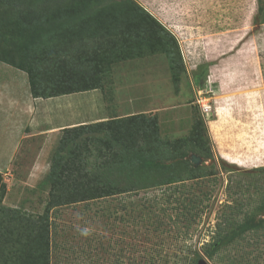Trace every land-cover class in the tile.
<instances>
[{
    "label": "rangeland",
    "instance_id": "374dc122",
    "mask_svg": "<svg viewBox=\"0 0 264 264\" xmlns=\"http://www.w3.org/2000/svg\"><path fill=\"white\" fill-rule=\"evenodd\" d=\"M41 3L46 12L40 17L50 25L27 31L10 22L14 4L0 3V48L27 53L32 34L40 33L47 45L51 34L72 38L75 29L65 52L76 58L77 68L84 69L87 53L95 57L106 50L107 61L88 73L95 90L48 99L34 98L27 74L0 62V264L15 254L31 256L25 251L29 238H38L43 225L49 229L43 238H49L50 264H264L263 239L239 232L245 221L264 225V0ZM103 17L108 25L99 23ZM113 24L119 29L113 28L108 45L101 35ZM172 40V52L183 62L177 81L165 54L146 48L138 54L145 42ZM31 64L44 86L55 77L54 63ZM203 104L209 111L201 112ZM140 114L157 117L158 134L125 136L121 143L114 135L103 145V134L89 133L79 143L87 149L74 147L83 170L78 175H98L106 193L107 181L115 178L118 191L130 181L137 182L136 191L87 201L52 188L48 178L65 129ZM200 120L215 162L197 155L202 162L195 166L190 150L169 143L190 136ZM59 126L45 140L35 134L26 139L13 158L25 130ZM120 158L127 164L120 165ZM11 163L13 172L6 170ZM158 167L183 182L140 188L162 178ZM55 200L63 204L56 208ZM3 207L14 216L3 219ZM228 218L234 224L227 243L209 261L204 249L217 241L218 225L225 228Z\"/></svg>",
    "mask_w": 264,
    "mask_h": 264
},
{
    "label": "trees",
    "instance_id": "16d2710c",
    "mask_svg": "<svg viewBox=\"0 0 264 264\" xmlns=\"http://www.w3.org/2000/svg\"><path fill=\"white\" fill-rule=\"evenodd\" d=\"M48 0H0V3H13L15 12L14 20H10V22L14 23V28L21 29L22 31L31 30L33 27H46V18L43 17L41 19V15L46 12V9L42 5L41 2H46ZM106 19L103 17L99 19V23H105ZM114 25V26H113ZM110 25L108 34L101 35L102 37L107 35V41L105 42L108 45H111L113 40H108V38L113 34L114 29L116 32L119 27L116 24ZM159 28L164 32L166 31L164 27L160 26ZM8 26H6L7 28ZM31 27V28H30ZM114 28V29H113ZM165 33V32H164ZM40 33L32 34L30 37H27L26 40L29 44L31 50L27 53H20V51L16 48V52L10 50L9 48H0V62L5 63L9 66H12L16 69L21 70L26 73L29 80L31 95L34 98H49L53 96H57L60 94H72L74 92H87L91 90H95V85L90 81V76L88 73L94 74L97 73L99 66L101 63H105L107 61V57L105 56L106 50H104L103 54H98L93 57L90 53H87L84 58H82V66L84 69L80 70L77 68L76 58L68 56L67 46H69L70 42H74L75 39V29L73 31L72 38L71 36L62 33L59 36L50 35V37L45 38L47 45L42 43V39H38ZM67 39V40H65ZM83 40V39H82ZM66 41V42H63ZM68 41V42H67ZM172 45H168L164 42H159V44H150L145 42L144 46L138 51L139 55H144L145 48L149 50H156L166 55L169 68L173 72L174 79L177 81L179 73L182 69L183 62L181 58L175 57L172 52L173 45L176 46L175 41H171ZM39 44V45H36ZM113 45V44H112ZM134 47V46H133ZM105 48L109 50V47L105 45ZM64 57V60H61ZM81 57V56H80ZM51 62L54 63L52 65V69L50 74L55 77L49 76V82L47 84H42V81L39 80V69L32 65L31 62ZM86 75V76H85ZM197 86H200L199 82H196ZM158 122L157 117H147L144 114H140L137 116H131L129 118H117V119H106L105 121H101L97 124L92 125H82L79 127L65 129V136L59 144L56 155L54 156V164L51 167V172L49 174L48 182L52 185V188L56 189V192L64 191L66 195L72 196L74 198L81 200H99L105 199L111 196L116 195L117 193H131L136 191L138 186L136 181H130L128 184L123 186L122 190H117L119 180L117 178L107 181V184L110 191L103 192L105 187L100 184L99 176H94L95 179H90V177L78 175L81 171L79 164L76 162L80 160V155L77 150H74V147L81 149L85 147L87 149V144H79L81 142V138L89 133H98L103 134L104 139L102 140V144L106 141V138H112L116 135L118 142H122L125 136L130 135H138L143 134L146 137L151 135L150 133L158 134ZM207 130L202 122L196 121L194 124L193 131L190 136L183 137L177 140H173L169 144L173 146L183 147L186 150H190L193 154L199 155L205 160H212L215 162L213 152L210 147L209 138L206 134ZM150 139V137H148ZM158 138V137H157ZM87 140V139H86ZM71 146V147H70ZM73 146V147H72ZM125 147V146H124ZM126 148V147H125ZM129 150V149H128ZM120 165H126L125 161L120 158ZM212 162V163H213ZM125 163V164H124ZM154 160H151L149 164L154 165ZM106 166V165H105ZM215 165L212 164V167ZM162 172V178L160 180H156L151 185H142L140 188H146L148 186H157V185H172L174 183H182L183 177H178L171 173L164 172V169L158 167ZM69 171L68 174H64L63 171ZM144 170V169H143ZM77 172V176L74 174ZM98 174V173H97ZM117 190V191H116ZM3 189L0 193V196H4ZM55 192V191H54ZM117 192V193H115ZM53 193V192H52ZM73 193V194H68ZM53 195H56L53 194ZM198 199V198H197ZM196 199V200H197ZM76 201V200H75ZM262 201V200H261ZM264 201V198H263ZM77 202H79L77 200ZM75 202V203H77ZM63 204V203H62ZM62 204L56 202H52L54 207H59ZM67 204V203H64ZM3 210L1 217L6 219L7 216H14L15 212L8 208H1ZM18 214H16V217ZM192 218V215H191ZM234 224V220L231 218L224 220V227L221 228L220 231H217L216 237L217 241L214 244L210 245V248L204 249V257L205 259L212 261L215 257L213 253L214 249H217L219 246L226 245L229 235L228 230H230L231 225ZM191 224L188 226L190 227ZM229 227V228H228ZM227 228V229H226ZM40 235L38 238H29L31 248L25 249L26 252H31V256L18 258L16 254L9 259L3 261V264H50L49 259V238H43V235H48L49 229H45L43 225L41 227ZM239 232L244 235L246 232L247 235L251 237H256V241L259 242L262 238L264 242V225L261 223H257L256 225L249 226V221H245L240 225ZM1 234V233H0ZM236 234H238L236 232ZM245 234V235H246ZM226 235V237H223ZM223 237V238H222ZM29 245V244H28ZM39 246V252L33 254L31 249L33 246ZM225 247V246H224ZM237 258V257H236ZM235 258V259H236ZM229 259V258H228ZM201 260V259H200ZM222 260V259H221ZM232 262V261H231ZM232 264H236V261H233Z\"/></svg>",
    "mask_w": 264,
    "mask_h": 264
},
{
    "label": "crops",
    "instance_id": "0c3cea01",
    "mask_svg": "<svg viewBox=\"0 0 264 264\" xmlns=\"http://www.w3.org/2000/svg\"><path fill=\"white\" fill-rule=\"evenodd\" d=\"M61 127H46L44 130H37L35 132H31V133H27V131L25 130V133H23V135L20 137V140L17 142V144L15 145V152H14V157L15 158V155L17 154V152L19 151V148L22 147V144L24 142H26V139L30 138V137H33V135L35 134L36 136H41V135H44L45 138H43V140L51 137V136H54L56 135V133H58L60 130ZM62 129H63V126H62ZM225 159H229V158H225ZM2 165H0V171L1 170H4L2 169L1 167ZM6 170H9L11 172H13V164H9L7 167H6ZM4 172V171H2ZM6 172V171H5ZM17 186V182H15V185L14 187Z\"/></svg>",
    "mask_w": 264,
    "mask_h": 264
},
{
    "label": "water",
    "instance_id": "95a60500",
    "mask_svg": "<svg viewBox=\"0 0 264 264\" xmlns=\"http://www.w3.org/2000/svg\"><path fill=\"white\" fill-rule=\"evenodd\" d=\"M191 160L195 166H198L202 162V159L195 154L192 155ZM199 264H206V262L205 260H201Z\"/></svg>",
    "mask_w": 264,
    "mask_h": 264
},
{
    "label": "built area",
    "instance_id": "2783aa9c",
    "mask_svg": "<svg viewBox=\"0 0 264 264\" xmlns=\"http://www.w3.org/2000/svg\"><path fill=\"white\" fill-rule=\"evenodd\" d=\"M201 107H202V108H201V112H202V111H203V112H207V111H209V109H208V105H207V104H203Z\"/></svg>",
    "mask_w": 264,
    "mask_h": 264
}]
</instances>
